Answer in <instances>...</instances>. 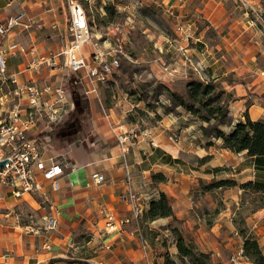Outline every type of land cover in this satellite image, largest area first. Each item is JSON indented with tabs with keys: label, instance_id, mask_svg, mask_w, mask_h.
<instances>
[{
	"label": "crops",
	"instance_id": "crops-1",
	"mask_svg": "<svg viewBox=\"0 0 264 264\" xmlns=\"http://www.w3.org/2000/svg\"><path fill=\"white\" fill-rule=\"evenodd\" d=\"M143 2L160 7L172 17L175 36L149 40L147 50L152 54L140 50L138 56L130 41L132 57L141 62L137 67L148 63L151 75L164 74L159 71L160 64H180L185 57L186 68L180 70L182 73L186 69L188 78L177 75L170 80L187 81L196 76L194 70L200 76L205 71L207 78L219 83L231 96L229 130L236 123L244 122L246 116L251 121L264 120V62L261 59L264 52L260 32L249 17L253 7H258L257 0H137L139 4ZM44 3L46 9L41 10L36 8V2L28 0H10L4 5L0 0L3 5L0 23L24 11L23 23L28 26H15L0 36V49L18 43L25 48L34 47L38 54H46L57 52L63 46L65 37L61 26L68 17L64 4L62 0H45ZM24 5L28 12L22 10ZM181 21L193 22L192 38L184 39L175 32L176 23ZM54 23L59 28H53ZM29 60L24 54L8 55L7 73H16L22 81L34 79L38 85L66 83L60 73L45 66L32 75L26 69ZM129 110L124 103L116 118L112 108L106 112L115 131H127L131 136L129 132L135 125L125 119ZM89 112L85 130L92 139L87 138L85 144L66 142L75 121L66 125L65 132L53 142L51 134L67 119L49 133L51 147L45 158L64 156L74 166L65 170L59 180V190L49 191L47 195L58 210L55 229L46 228L42 217L49 211L40 210L35 199L13 198L0 187V264H147L137 229L148 244L150 264H163L167 256L179 263L176 240L171 233L174 229L187 243L193 244L197 252L207 254L210 264H235L232 261L241 254L243 240L237 235L232 217L223 219L220 212L209 223L195 218L189 183L199 178L192 174L200 171L211 179L226 172L218 181L232 180L237 185L257 181L264 185V158L249 157L246 151L231 152L223 147L222 140L203 135L200 144L192 143L188 140L190 135L186 134L191 126H182L167 114L158 124L139 130L134 135L136 139L126 141L122 149L103 114L91 107ZM176 128L180 130L177 140L165 135L166 131ZM224 154L223 159L217 158ZM95 173L104 176L103 183L93 182ZM156 174H162L165 180H154L152 175ZM45 187L48 191L49 185ZM160 193L166 195L173 215L146 219L149 202L156 200ZM137 204L145 207L138 228L132 219V206ZM108 216L113 217L118 230L106 231ZM120 220L128 222L120 226ZM249 220L264 255V207L252 213ZM47 244L50 248L44 249ZM5 255L8 257L3 258ZM241 264L253 263L241 259Z\"/></svg>",
	"mask_w": 264,
	"mask_h": 264
},
{
	"label": "built area",
	"instance_id": "built-area-1",
	"mask_svg": "<svg viewBox=\"0 0 264 264\" xmlns=\"http://www.w3.org/2000/svg\"><path fill=\"white\" fill-rule=\"evenodd\" d=\"M90 13L92 12L89 8ZM172 14V10L168 9ZM26 13L20 11L11 16L6 22L0 23V36H4L15 26H28L23 23ZM88 11L78 0H68V17L62 23L64 44L57 52L38 54L34 47L25 48L18 43H11L5 49H0V187L16 199L28 197L36 200L40 210H48L42 219L48 230L57 226L58 210L48 198V192L59 190V180L65 175L66 169H73V165L64 156L45 158L46 151L51 147L49 133L62 125L69 114L74 110V99L65 84L72 78L78 80L86 96L97 100L101 105L104 119L109 124L118 144L128 139L126 132L115 131V126L109 113L103 108L99 95V86L106 85L110 77L120 69L121 59L129 64L138 65L132 57L130 34L133 29L128 19L121 23H110L103 28V34H111L103 49L93 43L91 51L85 50L86 44L92 41L97 33V26ZM53 28H59L57 23ZM175 32L184 39L192 38L194 34L193 22L181 21L176 23ZM101 35V34H100ZM28 55L30 60L26 69L32 75L45 66L56 70L63 76L66 83L38 85L34 79L22 81L16 73H7V56ZM184 63V64H181ZM180 64H160L161 71L169 76L182 75L188 78L185 69L187 62L184 57ZM196 75L200 74L196 70ZM93 182L99 185L104 182L102 174L95 173ZM129 178L126 184L129 188ZM49 185V190L45 187ZM128 196L130 195L129 192ZM130 199L132 196L130 195ZM144 206H132V219L137 222L144 211ZM128 220L118 221L122 226ZM118 230L112 216H108L107 232ZM137 238L140 248L148 262V244L137 229ZM47 244L44 249H49ZM8 257L7 255L3 258ZM235 261V259H234ZM241 259L236 261L240 264Z\"/></svg>",
	"mask_w": 264,
	"mask_h": 264
},
{
	"label": "rangeland",
	"instance_id": "rangeland-1",
	"mask_svg": "<svg viewBox=\"0 0 264 264\" xmlns=\"http://www.w3.org/2000/svg\"><path fill=\"white\" fill-rule=\"evenodd\" d=\"M1 1L4 5L10 0ZM14 1L17 2L18 0ZM44 1L45 0H28V2H36L38 4L36 8L41 10L46 9L47 4L44 3ZM78 1L88 11L90 19L93 18L94 23L97 26V33L93 36L92 41L86 44V46L89 47V49H86L87 52L93 50V43L96 44L98 48L103 49L107 42V38L112 37L111 34H103V28L105 26L114 22L121 23L128 18L133 25L130 39L132 41V47L135 50L134 54L137 56L140 54V50L143 53L152 54L147 50L149 40L154 41L156 38H162V36L165 35L170 38L175 36L173 30L175 23L173 22L172 17L163 12L160 7H155L149 2L139 4L137 3V0ZM62 2L65 7V14L68 16V0H62ZM257 2L258 7H253L249 17L252 19L254 26L258 28L260 32V40L264 52V0H257ZM3 5L0 4V7ZM21 8L28 12V8L25 5ZM89 8L92 10L91 13ZM2 13L3 10H0V15ZM164 59L168 62L171 61L168 57H164ZM261 59L264 62V57ZM149 74L150 68L148 63H143L141 66L137 67V65L129 64L125 59H121V67L110 77V82L104 86H99L101 104L106 110L112 108L115 112V114H113L115 118L121 113V106L124 103L128 105V109L130 110L125 113V119L127 122L134 124L135 127L129 132L131 136H128L127 141L135 140L136 138L134 135H137L138 131L142 130L143 127L156 125V123L158 124L161 117L166 115L163 112L162 107L171 108V112L167 115H169L171 119H174L176 123H180L182 126L186 127L191 126L186 130V134L190 135L188 140L192 141V143L200 144V140H204L202 131L200 130L201 126L214 127L219 125L222 131L225 133L229 132V127L232 126L229 114L226 119H223L218 113H215L209 125L192 116L185 109L179 106H171V102L168 98V90L175 92L186 99L187 83L190 78L187 81H173L170 80L172 77L165 74ZM192 78V80H198L201 82L215 83L206 77L205 71L201 72V77L196 75ZM64 87L69 90L74 101L79 102L78 110H75V106L66 121L67 123L75 121V124L73 123L74 126L68 131L70 135L67 137L66 142L85 144L87 138L89 140L92 139V136H89V133H86L85 130L87 119L90 114L89 108H95L96 111L102 113L101 105L92 97H90L92 100L87 98L88 96L84 94L80 83H78V80L75 78L70 79ZM220 90H223V93L220 94ZM211 97L213 98V102L210 106L213 108L217 106V102L227 101L231 96L221 85H218L216 90L211 93ZM189 103H191V101ZM192 104L196 107L198 103L197 101H194ZM220 122L225 123L221 124ZM64 127L65 126L63 125L51 134L52 142L53 139H58L61 135L60 133L65 132L63 129ZM165 135L171 137L172 140H177L180 136V130L176 128L173 131H166ZM212 140H216V138H212ZM202 144L206 146L205 141H203ZM165 148L167 149V147ZM167 150L172 151L170 147H168ZM225 156V154L223 157H219L218 155L217 158L223 159ZM163 159L164 158H162V160ZM191 160L192 159L188 158L187 161L191 162ZM225 173L226 172H220L214 177V179H211L210 175L200 171L192 174V176L199 177L194 178L191 183H189V197L193 204V215L195 218L201 220L204 219L206 223H209L212 222L214 217L221 212L223 219H226L229 216L232 217L237 235L240 238H242V235L239 233V230L241 229L246 230L245 236L254 234L255 237L258 238L252 230V222L250 220L248 221V219L252 213L261 207H264V196L255 192L252 188L241 189L237 184L211 190L206 189L211 183L217 182L218 178L225 176ZM252 221H254V219H252ZM171 233L176 240L174 230H172ZM195 252L196 264H210V258L207 254L206 256H202L196 250ZM240 258L249 261L241 252L237 258H233V261L234 259L235 261H232V263L236 264V261L240 260ZM178 264L182 263L179 262Z\"/></svg>",
	"mask_w": 264,
	"mask_h": 264
},
{
	"label": "trees",
	"instance_id": "trees-1",
	"mask_svg": "<svg viewBox=\"0 0 264 264\" xmlns=\"http://www.w3.org/2000/svg\"><path fill=\"white\" fill-rule=\"evenodd\" d=\"M191 78L187 83V98L176 94L168 90V98L171 102V106L181 107L189 112L192 116L210 125L211 119L214 114L218 113L220 117L226 119L229 114L228 100L217 102L216 107H211L213 98L211 93L214 92L219 83H207L198 80H192ZM220 94L223 90H220ZM191 101V103H189ZM197 101L195 107L192 102ZM217 101V100H216ZM79 105L75 107L78 110ZM165 114L171 112V108L162 107ZM224 124L225 122H220ZM69 123L65 122L63 125L66 126ZM200 130L202 135L208 138H216L222 140L223 147L230 150L231 152L240 153L246 151L247 156L254 157L255 159L264 158V120L251 121L247 116L244 122L236 123L229 132L225 133L216 125L212 126H201ZM209 144V143H208ZM210 145V144H209ZM152 178L156 181H164L165 178L162 174L152 175ZM236 183L232 180H219L213 182L206 187V189H214L221 187L234 186ZM241 189L252 188L255 192L260 193L264 196V185L257 181L245 182L239 185ZM173 212L169 201L164 193H160L156 200H151L147 211L145 212V218L149 220H155L158 218H165L172 216ZM176 236V248L179 262L182 264H196V252L193 244L187 243L181 234L174 229ZM239 233L242 235V254L253 264H264V255L257 242V238L254 234L245 236L246 230L241 229ZM202 256L206 254L200 253ZM163 264H177L168 256L166 257Z\"/></svg>",
	"mask_w": 264,
	"mask_h": 264
},
{
	"label": "water",
	"instance_id": "water-1",
	"mask_svg": "<svg viewBox=\"0 0 264 264\" xmlns=\"http://www.w3.org/2000/svg\"><path fill=\"white\" fill-rule=\"evenodd\" d=\"M78 101H74V106H77L78 105ZM0 165H3V162L2 163H0Z\"/></svg>",
	"mask_w": 264,
	"mask_h": 264
}]
</instances>
